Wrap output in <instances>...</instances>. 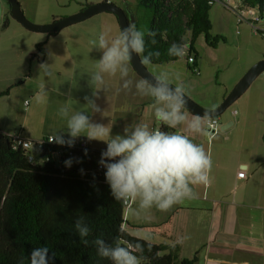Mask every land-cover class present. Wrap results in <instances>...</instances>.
I'll use <instances>...</instances> for the list:
<instances>
[{
  "label": "crops",
  "instance_id": "crops-1",
  "mask_svg": "<svg viewBox=\"0 0 264 264\" xmlns=\"http://www.w3.org/2000/svg\"><path fill=\"white\" fill-rule=\"evenodd\" d=\"M5 1L4 18L0 24V60L3 57H11L17 61L20 59L23 63L25 58L37 52V44L41 42H47V54L45 60L39 62L38 72L24 75L25 79L16 76L14 72L4 85L0 73V98L6 96L3 94L7 90L11 93L12 87L15 86L13 84L25 85L32 101L26 107L23 100L22 108L31 115L43 107V111L45 110L51 119L62 120L56 129L62 128L65 136L66 118L59 116L58 110L67 104L72 112L85 111L92 122L111 127L112 135L123 134L126 126L145 123L151 128L162 127L168 132L184 131L196 143L203 144L211 154V182L208 185L194 186L195 198L186 199L167 212L153 209L148 218L130 219L126 213V219L130 222L126 225V230L138 237L145 233L150 234L153 237L150 241L159 244L161 254L171 257L173 264H183L185 259L194 258L197 254L199 259L196 264H264V120L260 113L251 111L253 108L247 104L250 103L254 110L256 105L264 106V90L257 94L252 92L241 104L240 112L236 109L234 114H227L223 119L219 117L221 130L216 134H211L210 128L207 135L191 133L182 126L177 129L168 128L155 119L152 99L140 97L134 87L131 92L122 90L123 82L118 74L115 77L105 76L108 91L100 90L98 97H91L86 90L85 87L92 86L90 75L95 71V65L101 56V52L93 48L91 42L98 40L99 34L105 29L103 24L90 22L93 20L78 22L53 36L14 24L17 25V37L11 39L5 34L13 25L11 18L9 26L3 27L10 12ZM24 8L30 9L25 5ZM31 15L36 22L42 24L65 16L53 14L45 19V16H41L42 13L32 12ZM116 19L112 20V24L118 27L117 33L110 34L112 36L122 30L117 17ZM200 59L197 64L201 70L205 68V63ZM148 67L153 73L165 71L164 65L151 64ZM130 68V75L134 80L143 78L134 68L132 61ZM201 75L202 70L199 76ZM181 80L186 85L187 93L207 108L221 105L234 88L231 83H222L224 88L217 90L214 96L198 97L189 84L183 78ZM22 81L24 83L20 84ZM33 84L34 87L31 86ZM41 84L47 88L46 104H39L35 100ZM9 86L11 88H8ZM80 89L84 90L85 97L95 101L101 109L100 112L87 111L89 107L85 97L78 99V96H75ZM12 111V106L2 104L0 100V133H20L31 139L48 135L35 128V123H13L10 120ZM184 111L188 113L189 119L197 115L186 107ZM225 127L229 128L225 130ZM226 134L230 135V139H225ZM79 140H86L91 151L101 154L106 149L103 141H89L84 135L76 139ZM99 157L100 155L97 159ZM242 170L248 172V177L239 176ZM184 237L187 239L179 242Z\"/></svg>",
  "mask_w": 264,
  "mask_h": 264
},
{
  "label": "clouds",
  "instance_id": "clouds-1",
  "mask_svg": "<svg viewBox=\"0 0 264 264\" xmlns=\"http://www.w3.org/2000/svg\"><path fill=\"white\" fill-rule=\"evenodd\" d=\"M146 34L152 38L153 44L156 43L155 31L146 32L135 24L115 36L110 35V30L102 31L98 40L91 42L93 48L101 52L95 71L90 75V82L95 89L93 95L98 97L100 90L108 91L105 76L115 77L118 74L123 82L122 90L131 92L134 87L137 95L152 99L154 117L162 125L171 129L182 126L191 133L207 135L215 108L207 110L203 116L196 115L189 119L188 113L184 111L187 88L179 73L165 70L150 73L138 80L131 77L130 61L133 54L140 57V63L145 67L153 63V56H160L158 51L145 55ZM188 48L187 42H173L167 54L183 59ZM47 96V88L41 84L36 102L46 104ZM85 100L93 112L101 111L94 100L88 97ZM58 115L66 118L67 136L62 128H53L50 130V142L71 147L78 137L84 135L89 141L106 143L98 163L106 169L104 175L111 196L126 206L130 219L148 218L153 209L167 212L178 203L195 198L194 186L211 182V154L203 144L196 143L184 131H162L145 123H137L126 126L123 134L112 135L111 127L92 122L85 111L72 112L67 104L59 108ZM72 162V158H69L65 165L70 167ZM75 230L84 245L91 243L96 247L98 256L110 260L111 264H141L140 257L135 253H143L142 244L121 246L118 240L109 244L102 237L89 241L87 237L91 235L92 229L84 216L76 218ZM119 231L124 232L125 229ZM141 239L147 242L152 237L145 233ZM184 239L187 237L181 238L179 242L182 243ZM148 247L151 249L150 243ZM29 260L30 264H54L55 254L49 255L47 247L34 248ZM20 264H23V258Z\"/></svg>",
  "mask_w": 264,
  "mask_h": 264
},
{
  "label": "trees",
  "instance_id": "trees-1",
  "mask_svg": "<svg viewBox=\"0 0 264 264\" xmlns=\"http://www.w3.org/2000/svg\"><path fill=\"white\" fill-rule=\"evenodd\" d=\"M245 3L261 6L264 10V0H245ZM137 4L145 10L146 18L145 23L138 18L133 24L138 29L157 33L154 44L152 38L145 36V55L160 53L159 57H152L153 65L181 60L167 54L173 42H190L191 51L199 59L201 53L196 42L201 35L204 34L207 44L215 49L222 41H227L224 36L212 34L213 5L210 0L177 3L138 0ZM10 15L9 12L4 28L9 26ZM56 33L48 34L53 36ZM37 51L32 54L31 61L39 58L43 62L47 42L38 43ZM186 58L193 70V65ZM54 151L52 148L41 152V158H51L45 164L31 162L22 150L12 147L9 135L0 136V264H20L21 258L23 264H30V253L40 247H47L49 255L55 254L54 264H111L110 260L98 256L91 243L87 246L82 243L75 230V220L79 216H84L92 229L87 237L89 241L102 237L109 244L118 240L121 246L134 247L140 243L143 253L152 257V264H173L171 257L161 254L159 244L145 242L126 230L130 223L126 219V206L111 196L104 175L106 169L99 170L97 157L100 153L80 152L74 158L73 167L62 175L61 168L55 164ZM121 228L125 231L120 232ZM198 259L197 254L194 258L185 259L183 264H196Z\"/></svg>",
  "mask_w": 264,
  "mask_h": 264
},
{
  "label": "rangeland",
  "instance_id": "rangeland-1",
  "mask_svg": "<svg viewBox=\"0 0 264 264\" xmlns=\"http://www.w3.org/2000/svg\"><path fill=\"white\" fill-rule=\"evenodd\" d=\"M19 1L21 2L26 15L32 21L36 22L32 18V12L42 13L43 15L41 16H45V19L50 18V16H52L53 14L65 15L64 17H66L68 15L74 14V12L76 13V11H79L82 5L102 2L105 0ZM137 2L138 0H131L132 7L135 10L136 16L140 18L143 23H145V10L139 8ZM115 3L118 5H123L124 0H115ZM5 4L7 6L6 8L10 10V6L8 5V3H6V1ZM24 5L25 7L30 9H25ZM10 17L13 22V25L7 29L5 34L9 35L8 38L14 39L15 37H17V31L15 29V26L17 25L14 24H20L18 26L23 25L19 21H17L12 15H10ZM211 18L213 21V36H224L227 38V41H222L217 49H213L207 44L206 37L204 34L198 38L196 42V47L201 52V62L205 63V68H201L202 75H196L191 69H189L186 56L177 62L166 64L163 67L166 71H169L170 73H179L180 77L183 78L184 81L189 84V86L192 88L193 91L196 92L197 95H199L198 97L214 96L217 90H221L224 88L223 85H221L222 83H231V85H233L232 87H235L243 78V76L256 63L264 59V37L261 34L254 32L253 27L250 24L243 23L239 25L237 22L236 15L220 3H216L213 5L211 9ZM89 20H93L90 22H97L98 24H103V27L105 28L104 31L110 30V34L117 33L116 28L118 27L115 26L114 23L112 24V20L117 19L116 16L112 13H98L89 18L88 20H83L81 22H88ZM86 25H88V23ZM27 58H25L23 63L20 59H18L17 61L16 59L11 57H3L2 60H0V73L4 85L7 84L6 82L10 78L11 73L16 72V76L25 79L24 75H27L29 73L35 74L36 71L38 72V66L40 65L39 58L34 59L33 61H31V56L28 59ZM13 85L15 86L12 87L10 85L12 87L11 93L0 98L2 104L13 107V115L10 120L13 121V123L15 124L22 122H26L29 124H31V122L35 123V128L43 130L44 133L48 134L47 136H50V130L53 128H57V126L59 127L62 120H60L59 118H57L56 120L51 119L47 112H45V110L43 111V107H41L37 111V113H32L31 115L27 114V111H25V108H22L21 104L24 100V106L27 107L30 105L32 97L28 96L29 90H27L25 85ZM10 86L8 88H11ZM31 86L34 87V84ZM91 87L89 85L85 88L89 91L91 97H95L93 95L95 89L93 86ZM34 89L36 91V88ZM260 90H264V72L258 76V78L250 86V88L220 117L223 119L227 114H234V110L236 109L240 112L242 108L241 104L247 100L250 94L252 92H255L257 94ZM186 94L189 95L196 102H198L200 105L206 107L204 104L199 102V100L195 99L190 94ZM75 96H78V99H83L85 97L84 90L80 89L78 95ZM247 104H249L253 108V110L251 111H256L257 113H260L264 120V106L256 105V109L254 110V107L250 103ZM247 104H245V106ZM87 111L91 112L92 110L88 108ZM135 254L140 257L141 264H144L145 258H143V256L139 253Z\"/></svg>",
  "mask_w": 264,
  "mask_h": 264
},
{
  "label": "water",
  "instance_id": "water-1",
  "mask_svg": "<svg viewBox=\"0 0 264 264\" xmlns=\"http://www.w3.org/2000/svg\"><path fill=\"white\" fill-rule=\"evenodd\" d=\"M10 6L11 15L19 21L24 27L31 31L41 32V33H52L60 32L64 28L74 25L83 20L89 19L92 16L103 13L111 12L114 13L119 22L121 29L128 27L129 25L135 23L138 20V17L134 13L127 10V8L132 3L130 0L124 2L126 8L118 5L116 3H108L105 1L92 3L86 9L78 11L74 14L68 15L66 17L60 18L48 24H39L32 21L24 12L22 4L19 0H6ZM4 18V0H0V24L3 22ZM132 64L138 73L144 78L149 76L150 73H153L148 66H142L140 63V57L133 54ZM264 72V59L256 63L239 81V83L234 87L232 92L225 98L221 105L215 108L213 112V117L222 116L253 84V82L258 78L260 74ZM188 108L191 112L203 116L207 110L212 108H206L192 99L189 95L186 94ZM229 127H225V130Z\"/></svg>",
  "mask_w": 264,
  "mask_h": 264
},
{
  "label": "built area",
  "instance_id": "built-area-1",
  "mask_svg": "<svg viewBox=\"0 0 264 264\" xmlns=\"http://www.w3.org/2000/svg\"><path fill=\"white\" fill-rule=\"evenodd\" d=\"M167 3H177L179 1H191V0H164ZM108 3H115V0H105ZM212 5L216 3H220L224 5L227 9L231 10L237 18V22L239 25L243 23H248L253 27L254 32L261 34L264 37V10L261 6H248L245 3V0H210ZM189 45L187 51V57L190 64L193 65V72L200 75L201 70L196 63L198 60L194 52L191 51L190 42H187ZM221 122L219 117H212V122L210 124V132L211 134L218 133L221 129ZM160 128L162 131H165L162 127ZM3 133H0V136ZM11 137V144L15 150H22L28 157L31 162H41L45 164L49 162L51 158H41V152H47L48 149H55L53 152L55 164L57 167L61 168V174L65 175L74 165V158L79 156V153L85 150L91 151L86 140H79L74 143V146L60 145L55 142H50V136H44L39 139H31L23 136L20 133L16 134H6ZM225 139H230V135L226 134ZM101 157V154H100ZM100 157L98 158L100 160ZM69 158H72V165L70 167L65 165V161ZM98 160V161H99ZM104 169L101 165L99 166V170ZM240 177H248V172L246 170H242L239 172ZM138 253V252H137ZM145 258L144 264H152L153 260L151 256L146 255L145 253H139ZM147 258V259H146Z\"/></svg>",
  "mask_w": 264,
  "mask_h": 264
},
{
  "label": "flooded vegetation",
  "instance_id": "flooded-vegetation-1",
  "mask_svg": "<svg viewBox=\"0 0 264 264\" xmlns=\"http://www.w3.org/2000/svg\"><path fill=\"white\" fill-rule=\"evenodd\" d=\"M125 1H127V0H124V2ZM90 4H85V5H82L81 6V8H80V10L79 11H81V10H83V9H86V7H88ZM122 7H124V8H126V6L123 4V5H121ZM127 10H129L130 12H132V13H134V9H133V7H131V5L127 8ZM136 14V13H135Z\"/></svg>",
  "mask_w": 264,
  "mask_h": 264
}]
</instances>
